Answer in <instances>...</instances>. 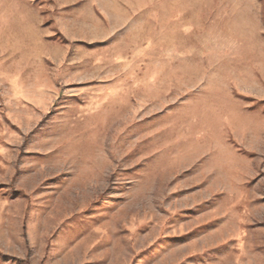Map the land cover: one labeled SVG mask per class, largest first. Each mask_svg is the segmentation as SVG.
Masks as SVG:
<instances>
[{
    "label": "rangeland",
    "instance_id": "obj_1",
    "mask_svg": "<svg viewBox=\"0 0 264 264\" xmlns=\"http://www.w3.org/2000/svg\"><path fill=\"white\" fill-rule=\"evenodd\" d=\"M0 264H264V0H0Z\"/></svg>",
    "mask_w": 264,
    "mask_h": 264
}]
</instances>
